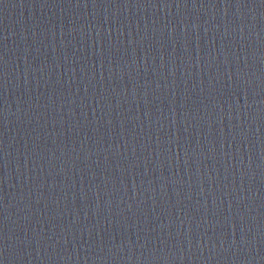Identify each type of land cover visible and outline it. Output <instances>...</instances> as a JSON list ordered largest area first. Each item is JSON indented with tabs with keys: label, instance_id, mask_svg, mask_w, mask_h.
I'll return each instance as SVG.
<instances>
[{
	"label": "water",
	"instance_id": "95a60500",
	"mask_svg": "<svg viewBox=\"0 0 264 264\" xmlns=\"http://www.w3.org/2000/svg\"><path fill=\"white\" fill-rule=\"evenodd\" d=\"M0 264H264V0H0Z\"/></svg>",
	"mask_w": 264,
	"mask_h": 264
}]
</instances>
